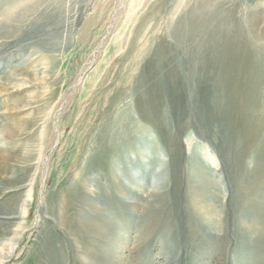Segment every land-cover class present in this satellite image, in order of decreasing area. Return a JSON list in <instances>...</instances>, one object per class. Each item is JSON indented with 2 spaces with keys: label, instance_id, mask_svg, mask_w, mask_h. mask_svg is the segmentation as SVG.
I'll use <instances>...</instances> for the list:
<instances>
[{
  "label": "rangeland",
  "instance_id": "obj_1",
  "mask_svg": "<svg viewBox=\"0 0 264 264\" xmlns=\"http://www.w3.org/2000/svg\"><path fill=\"white\" fill-rule=\"evenodd\" d=\"M1 130L0 264H264V0H0Z\"/></svg>",
  "mask_w": 264,
  "mask_h": 264
},
{
  "label": "bare ground",
  "instance_id": "obj_2",
  "mask_svg": "<svg viewBox=\"0 0 264 264\" xmlns=\"http://www.w3.org/2000/svg\"><path fill=\"white\" fill-rule=\"evenodd\" d=\"M7 16V15H6ZM7 18V17H6ZM3 22V21H2ZM231 56H233L232 54H231ZM3 138H6L5 137V131L4 130H1L0 131V145H2V146H4V143H3V141H4V139ZM197 201V200H196ZM200 206V205H199ZM202 209V208H201ZM99 229V228H98ZM101 229V228H100ZM100 231V230H99ZM101 233V232H100ZM99 237V236H98Z\"/></svg>",
  "mask_w": 264,
  "mask_h": 264
}]
</instances>
